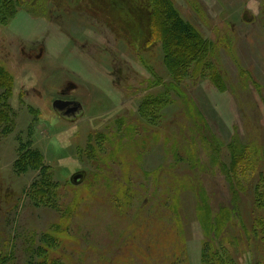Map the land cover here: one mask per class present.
Instances as JSON below:
<instances>
[{"label": "rangeland", "instance_id": "rangeland-1", "mask_svg": "<svg viewBox=\"0 0 264 264\" xmlns=\"http://www.w3.org/2000/svg\"><path fill=\"white\" fill-rule=\"evenodd\" d=\"M168 1L0 0V264H264V5Z\"/></svg>", "mask_w": 264, "mask_h": 264}, {"label": "trees", "instance_id": "trees-1", "mask_svg": "<svg viewBox=\"0 0 264 264\" xmlns=\"http://www.w3.org/2000/svg\"><path fill=\"white\" fill-rule=\"evenodd\" d=\"M156 1H159V3H157V4L160 5L158 7V9H157V12L159 14L157 13V21H156V18H155V21H153V23L155 22V24H157L159 26V25L162 24V21L164 19L165 23H163V26L166 27L165 28L166 32H171L172 31V34H175V33H177V31H178L177 29L178 28H181L182 31H185L184 29H186V28H184L183 26L180 27V22L179 21H175V20L172 21V19L175 18V11H174L173 7L171 6L170 2L168 0H156ZM164 14H165L166 17L163 18ZM182 28H184V29H182ZM187 30L190 31V29H187ZM191 33H192V31H191ZM184 34H185V36H188V37H191V38L193 36V33L191 35V34H189V32H186ZM164 36H168V33L163 35V38H165ZM179 45H181V44H179ZM187 45H189V44H187ZM192 46H194V45H192ZM7 76L0 70V84H4V83L7 84L8 83L9 86H10L9 77H8V79H5V77H7ZM262 198L264 199V194L262 195Z\"/></svg>", "mask_w": 264, "mask_h": 264}, {"label": "clouds", "instance_id": "clouds-1", "mask_svg": "<svg viewBox=\"0 0 264 264\" xmlns=\"http://www.w3.org/2000/svg\"><path fill=\"white\" fill-rule=\"evenodd\" d=\"M264 5V0H246L244 7L247 10H250L251 14L255 16H259L261 14V6ZM45 118H48L47 116ZM53 143L57 146L67 143L66 140H61L57 138L53 140ZM58 166L64 168H68L70 171L73 170L74 166H77L78 162L73 160L71 157L60 159L57 161Z\"/></svg>", "mask_w": 264, "mask_h": 264}, {"label": "water", "instance_id": "water-1", "mask_svg": "<svg viewBox=\"0 0 264 264\" xmlns=\"http://www.w3.org/2000/svg\"><path fill=\"white\" fill-rule=\"evenodd\" d=\"M54 106L59 111H63L65 115L75 114L80 109L81 104L72 100L56 99ZM76 180L78 177L75 178Z\"/></svg>", "mask_w": 264, "mask_h": 264}, {"label": "bare ground", "instance_id": "bare-ground-1", "mask_svg": "<svg viewBox=\"0 0 264 264\" xmlns=\"http://www.w3.org/2000/svg\"><path fill=\"white\" fill-rule=\"evenodd\" d=\"M74 115V114H73Z\"/></svg>", "mask_w": 264, "mask_h": 264}]
</instances>
